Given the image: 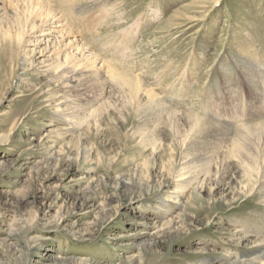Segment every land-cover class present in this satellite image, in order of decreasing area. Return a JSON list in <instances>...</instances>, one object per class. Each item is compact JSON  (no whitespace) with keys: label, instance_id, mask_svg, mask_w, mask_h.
I'll list each match as a JSON object with an SVG mask.
<instances>
[{"label":"rangeland","instance_id":"rangeland-1","mask_svg":"<svg viewBox=\"0 0 264 264\" xmlns=\"http://www.w3.org/2000/svg\"><path fill=\"white\" fill-rule=\"evenodd\" d=\"M40 1L69 37L0 0V264H264V0Z\"/></svg>","mask_w":264,"mask_h":264},{"label":"bare ground","instance_id":"bare-ground-1","mask_svg":"<svg viewBox=\"0 0 264 264\" xmlns=\"http://www.w3.org/2000/svg\"><path fill=\"white\" fill-rule=\"evenodd\" d=\"M35 1H37V4L35 6L36 9H34L35 10L34 14L37 17L44 16V18H45L44 20H47V21H45V27H42V28L38 29L39 32H37L36 34H39V36H37V38L38 39L40 38V39L44 40V38H47V37L52 36V35H55L57 33H62V35H65L66 37H69L67 34H64V31L67 28L66 24H63L65 22L62 23L61 19H59V17H56L55 16L56 14H54L52 11L48 12V11L44 10L43 6H42L43 3L40 0H35ZM51 21H53V22H51ZM46 24H48V25H46ZM46 27H49V28L46 29ZM67 46H68V49H71L72 51H76L81 56L82 59H85L86 62H84V63L87 64L88 68L90 67L89 66L90 64L93 65V68H94V66L96 65V61H91V59L88 58L85 55V51L86 50L81 48V47H79L78 42H77V38L74 37V40H72V41L70 40V42L67 44ZM95 68H97V67H95ZM245 70H246V73L242 74V78L246 81L248 87L251 89L252 94H253V99L251 100L252 103L250 105V111L252 112V114H250L248 116V119H251L253 121V119H258L260 117H264V103L261 100V91H260L261 87H260V83H259L260 82L259 81L260 80V74L258 73V71H257V69H256V67L254 65H250L248 70L245 67ZM96 71L98 72V70H95V72ZM139 87H140V84H139ZM148 95H149V97L152 100L157 101V103H156L157 105L156 106L159 107L158 109H161L162 112H164L165 110L166 111L168 110V107L165 106L162 102H159V98L154 93H152L151 90H148ZM148 104H149L150 108H152L149 102H148ZM58 105H60V104H57L56 106H58ZM158 109L156 111H158ZM231 115H232V113H230L229 119L216 118L214 120L206 122L207 124L210 125V129L209 130H211L212 132L216 133L219 136H222V140H223L224 143H226L228 141V138H229L228 136H229V134H231V132H233V128L236 125L237 120L243 119V117L234 118ZM195 121L196 122H199V121L204 122L201 119H198V120H195ZM247 127H248V129H251V130L252 129H256V128H260V127H264V121L262 123H258V124L253 125V126H249L248 125ZM214 129H216V130H214ZM183 170H185V168L181 169V171H183ZM170 193L175 194L176 191H172ZM176 199H178V198H176ZM175 202L177 203V202H179V200H175Z\"/></svg>","mask_w":264,"mask_h":264}]
</instances>
